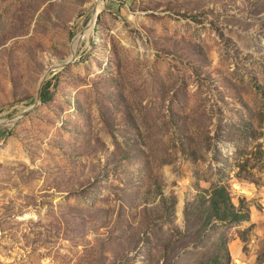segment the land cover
<instances>
[{
    "label": "rangeland",
    "instance_id": "1",
    "mask_svg": "<svg viewBox=\"0 0 264 264\" xmlns=\"http://www.w3.org/2000/svg\"><path fill=\"white\" fill-rule=\"evenodd\" d=\"M0 264H264V0H0Z\"/></svg>",
    "mask_w": 264,
    "mask_h": 264
},
{
    "label": "trees",
    "instance_id": "2",
    "mask_svg": "<svg viewBox=\"0 0 264 264\" xmlns=\"http://www.w3.org/2000/svg\"><path fill=\"white\" fill-rule=\"evenodd\" d=\"M48 90H42L41 99L46 102L48 97ZM10 134V132H8ZM208 204L196 205V216H192L188 208L193 204L187 206L186 215V241L198 240L206 231L207 227L216 222H236L244 219V216L236 209L232 202L229 192L224 187L216 188L211 194ZM207 201V200H206Z\"/></svg>",
    "mask_w": 264,
    "mask_h": 264
},
{
    "label": "water",
    "instance_id": "3",
    "mask_svg": "<svg viewBox=\"0 0 264 264\" xmlns=\"http://www.w3.org/2000/svg\"><path fill=\"white\" fill-rule=\"evenodd\" d=\"M97 10V5L94 7V13L96 12ZM75 59V55H73L72 57H70L69 59H67L66 61L64 62H58V63H55L54 65H52L45 73L41 83H40V87H39V90H38V93H37V101L31 105L29 108L25 109L24 111H22L21 113H19L18 115H16L15 117H11L8 119L9 122H11L12 120H16L17 118H21L25 115H27L29 112H31L35 106L38 104V102L40 101L41 99V91H42V86H43V83L45 81V79L50 75V73L52 71H56V70H60L64 67H66L68 64H70L72 61H74Z\"/></svg>",
    "mask_w": 264,
    "mask_h": 264
},
{
    "label": "bare ground",
    "instance_id": "4",
    "mask_svg": "<svg viewBox=\"0 0 264 264\" xmlns=\"http://www.w3.org/2000/svg\"><path fill=\"white\" fill-rule=\"evenodd\" d=\"M88 31V30H87ZM85 33V32H84ZM85 36V35H84ZM77 38H79V36L77 37Z\"/></svg>",
    "mask_w": 264,
    "mask_h": 264
}]
</instances>
